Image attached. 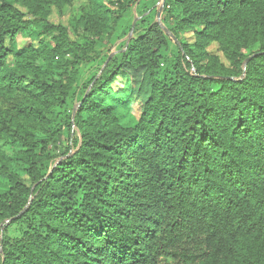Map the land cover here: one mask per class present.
<instances>
[{"label": "trees", "instance_id": "obj_1", "mask_svg": "<svg viewBox=\"0 0 264 264\" xmlns=\"http://www.w3.org/2000/svg\"><path fill=\"white\" fill-rule=\"evenodd\" d=\"M75 1L0 0V264H264V0H162L84 84L138 0Z\"/></svg>", "mask_w": 264, "mask_h": 264}, {"label": "rangeland", "instance_id": "obj_2", "mask_svg": "<svg viewBox=\"0 0 264 264\" xmlns=\"http://www.w3.org/2000/svg\"><path fill=\"white\" fill-rule=\"evenodd\" d=\"M162 4H163L162 0H138L137 6L134 8V15H135V18L137 20H135V22L133 24L132 32L130 34H128V36L126 38H124V39H122L116 43H110V42H108V40L97 41V47H98V51L101 54V59L99 61H97L96 63H93V64L84 68V70L82 72V83L84 84L88 81L89 75L91 73L97 72L96 80L100 79L102 77V74L104 73V70L106 69V65H107L106 56L109 57V60H110V58H112L118 52V50L124 46V44H125V49L128 48L132 38H136V37L141 36L143 34L141 28H139L137 30L136 34H133L135 27H136V23L141 18L140 12H142L144 9H148V8L151 9L150 12L151 11L160 12V10L162 8ZM87 6H88L87 2L82 1V0H77L71 6L65 8L62 12H60L57 9H53L52 14L50 16V23L53 24L55 27L63 26L64 28H66L70 33L71 40L76 41L78 39V37H77L75 30L73 28V23L78 21L83 16L84 11L87 8ZM157 19H158V17H157ZM161 20H162V13H161V18H160V20L158 19V21L161 22ZM51 39H52V36L51 37H49V36L43 37L39 42H35L33 44V47L35 49L40 50L41 49L40 46L45 44V43L50 42ZM181 39L184 42L192 43L194 36L191 33L182 34ZM21 42H23V40H21ZM211 50L213 52H216L217 47L213 46L211 48ZM123 84L125 85V82H124V79L121 78V80H118L112 86L114 88L118 87L120 89V88H122ZM88 90H90V88ZM127 102L130 106L124 114L127 117L128 122L132 123L135 121L133 111L136 110V107L133 103H131V102L129 103V101H127Z\"/></svg>", "mask_w": 264, "mask_h": 264}, {"label": "water", "instance_id": "obj_3", "mask_svg": "<svg viewBox=\"0 0 264 264\" xmlns=\"http://www.w3.org/2000/svg\"><path fill=\"white\" fill-rule=\"evenodd\" d=\"M162 10H163V5H162V8H161V10H160V12H159V14H158V19H159V20H160V18H161ZM159 23H160V21H159ZM164 30H165L166 33L169 34V32H168L165 28H164ZM174 41L176 42V39H175V38H174Z\"/></svg>", "mask_w": 264, "mask_h": 264}]
</instances>
